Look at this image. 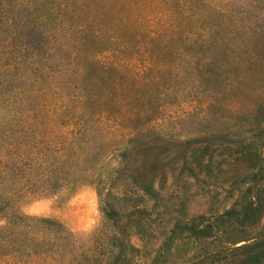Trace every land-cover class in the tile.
<instances>
[{"label":"rangeland","instance_id":"rangeland-1","mask_svg":"<svg viewBox=\"0 0 264 264\" xmlns=\"http://www.w3.org/2000/svg\"><path fill=\"white\" fill-rule=\"evenodd\" d=\"M99 1L109 14L102 39L96 14L77 13L64 23L76 17L74 25L87 24V34L75 27L66 44L57 22L38 64L0 77V160L10 148L7 136L37 137L32 146L54 148L58 159L73 148L69 174L77 180L76 191L62 185L52 194L23 195L17 204L26 216L61 223L71 244L48 258L0 256V264H105L91 256L118 231L101 210L104 186L121 214L144 211L139 220L149 235L129 241L144 249L139 262L146 263L176 223L221 214L249 184L264 183V0H200L205 7L194 5L197 17L179 19L157 42L125 28L137 6L154 29V0ZM99 63L121 67L104 75ZM139 180L152 182L156 198ZM247 235H264V216ZM178 244L167 264H185L201 248Z\"/></svg>","mask_w":264,"mask_h":264},{"label":"trees","instance_id":"trees-1","mask_svg":"<svg viewBox=\"0 0 264 264\" xmlns=\"http://www.w3.org/2000/svg\"><path fill=\"white\" fill-rule=\"evenodd\" d=\"M199 4L205 7L200 0H154V29L140 19L137 13L142 8L137 6L130 12L135 18L133 25L126 23L125 28L145 33L150 42L168 39L179 19L197 17V10L193 7ZM104 5L103 1L96 5L95 0H0V77L8 76V69L22 70L29 63L38 64L48 53L52 44L51 37H55L51 29L57 22L61 26L55 28V31L66 32V44L71 43L75 27L79 28L77 32L80 35L87 34V24L74 25L76 17L74 23H64L65 20L69 23V18L77 13L96 14L99 25L95 33L97 39H102L100 36L104 33L105 19L109 15L104 12ZM49 25L52 27L49 28ZM123 47L129 49L128 45ZM87 64L86 72L90 67V63ZM98 65L104 75L111 68L121 67L106 63ZM96 81L100 82L101 79ZM99 108L101 115L109 113L104 103L101 102ZM117 115L119 117L116 119L121 122L123 116L119 111ZM7 137L4 143L10 148L2 153L0 160V214L5 220V224L0 226V256L48 258L71 244L72 234L55 220L26 216L17 204L26 194H52L60 190L62 185H69L71 190L76 191L77 180L70 176L68 164L74 158V154L71 155L73 148L63 151L62 158L58 159L54 148L40 149L32 146L39 142L37 137L24 136L20 142L11 136ZM1 144L2 142L0 149H4ZM80 159L83 160L82 156ZM82 181L85 183V179L82 178ZM66 182L70 184H64ZM101 183L102 181L100 185ZM253 183L242 192L234 206L225 212L176 223L169 235L162 240L154 260L146 263L139 262L144 249L129 241L132 234L140 236L142 241L144 235H149L139 220L144 211L135 207L129 213L121 214L109 203V193L104 194V186L102 191L98 190L101 210L105 220L113 223L118 231L105 244L104 250L97 255L91 254L92 262L94 258L97 260L102 257L106 258L105 264H167L165 258L179 249L178 240H183L189 245L201 247L196 253L198 256L185 264H264V235H247L264 216V183ZM136 184L149 198H156L157 192L151 181L139 180ZM122 222L124 224L120 225Z\"/></svg>","mask_w":264,"mask_h":264}]
</instances>
